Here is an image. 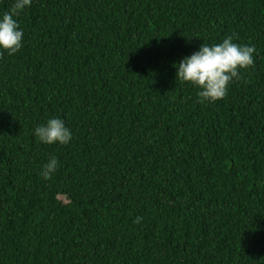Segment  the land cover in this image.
<instances>
[{
	"label": "trees",
	"instance_id": "obj_1",
	"mask_svg": "<svg viewBox=\"0 0 264 264\" xmlns=\"http://www.w3.org/2000/svg\"><path fill=\"white\" fill-rule=\"evenodd\" d=\"M17 19L0 264H264V0H32ZM228 36L254 63L201 104L174 65ZM51 118L69 145L34 137Z\"/></svg>",
	"mask_w": 264,
	"mask_h": 264
},
{
	"label": "clouds",
	"instance_id": "obj_2",
	"mask_svg": "<svg viewBox=\"0 0 264 264\" xmlns=\"http://www.w3.org/2000/svg\"><path fill=\"white\" fill-rule=\"evenodd\" d=\"M31 4L32 0H14L10 10L0 15V54L13 56L23 48L24 32L17 17ZM255 52L254 46L234 43L231 36L219 43H203L174 65L176 80L196 88L201 104L216 103L227 96L231 83L240 78L241 72L253 65ZM33 135L44 145L67 146L73 139L71 130L60 118L35 126ZM58 164L57 157H50L41 170V177L51 179Z\"/></svg>",
	"mask_w": 264,
	"mask_h": 264
}]
</instances>
